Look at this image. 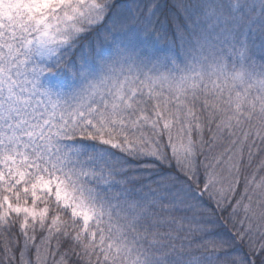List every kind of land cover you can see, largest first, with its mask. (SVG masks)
I'll list each match as a JSON object with an SVG mask.
<instances>
[{
	"label": "snow or ice",
	"instance_id": "obj_1",
	"mask_svg": "<svg viewBox=\"0 0 264 264\" xmlns=\"http://www.w3.org/2000/svg\"><path fill=\"white\" fill-rule=\"evenodd\" d=\"M0 264H264V0H0Z\"/></svg>",
	"mask_w": 264,
	"mask_h": 264
}]
</instances>
